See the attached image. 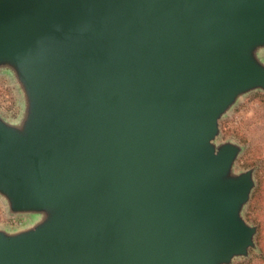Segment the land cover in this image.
I'll return each instance as SVG.
<instances>
[{
  "label": "water",
  "instance_id": "water-1",
  "mask_svg": "<svg viewBox=\"0 0 264 264\" xmlns=\"http://www.w3.org/2000/svg\"><path fill=\"white\" fill-rule=\"evenodd\" d=\"M264 0H0V66L26 94L0 121V192L39 211L0 264H221L245 255L251 170L211 143L264 91Z\"/></svg>",
  "mask_w": 264,
  "mask_h": 264
},
{
  "label": "rangeland",
  "instance_id": "rangeland-1",
  "mask_svg": "<svg viewBox=\"0 0 264 264\" xmlns=\"http://www.w3.org/2000/svg\"><path fill=\"white\" fill-rule=\"evenodd\" d=\"M252 54L264 66V45L254 48ZM259 91L263 92L260 88H252L237 94L217 119V131L211 143L214 147L224 143L237 146L229 169L231 176L250 168L243 165L241 156L244 151L245 156H252L257 146L264 162V110L255 101V94ZM26 101V94L13 70L5 65L0 66V121L11 127H20L26 116ZM251 178L253 181L252 172ZM244 204L239 209L242 219ZM42 217L43 213L39 211L11 210L8 199L0 192V231L6 234L21 232L38 223ZM243 256H232L228 262L221 264H233Z\"/></svg>",
  "mask_w": 264,
  "mask_h": 264
},
{
  "label": "trees",
  "instance_id": "trees-1",
  "mask_svg": "<svg viewBox=\"0 0 264 264\" xmlns=\"http://www.w3.org/2000/svg\"><path fill=\"white\" fill-rule=\"evenodd\" d=\"M256 103L264 110V91L257 92ZM243 165L250 167L253 176V185L248 198L242 208V217L245 222L253 226L251 247L246 254L237 259L233 264H264V162L261 151L256 146L252 156L242 154Z\"/></svg>",
  "mask_w": 264,
  "mask_h": 264
}]
</instances>
